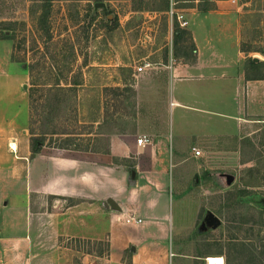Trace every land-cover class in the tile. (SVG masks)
Instances as JSON below:
<instances>
[{
	"label": "rangeland",
	"instance_id": "374dc122",
	"mask_svg": "<svg viewBox=\"0 0 264 264\" xmlns=\"http://www.w3.org/2000/svg\"><path fill=\"white\" fill-rule=\"evenodd\" d=\"M215 1L168 0V11L158 12L163 0H0V37L11 38L0 40V127L14 126L13 121L20 127L27 121L28 129V94L34 81L40 86L35 131L47 112L43 84L58 81L62 88L73 84L70 91H57L53 98L54 105L64 99L57 105L53 130L69 135L48 136L49 146L103 150L106 138L94 136L101 131H132L146 126V121L154 125L173 102L170 81L175 70L185 64L195 70L192 14L215 6ZM261 2L252 0L251 11L260 9ZM97 3L104 6L96 8ZM248 23L255 26L259 21ZM204 28L199 27L198 37L205 35ZM176 29L187 34L177 35ZM258 32L243 38V50L264 51V35ZM252 59H260L259 54L253 52L246 59V78L263 76L264 61L253 68ZM207 66L206 70L213 68ZM215 75L209 69L206 79L195 71L173 79L187 83L184 92L195 93L226 80ZM148 79L151 83L145 84ZM185 99L203 104L191 95ZM211 106L199 105L200 113L191 108L183 117L179 109L170 119L174 161L167 168L165 192L153 193L159 218L144 239L163 252L156 247L147 252L144 243L126 236L124 232L134 227L123 224V219L116 221L112 238L58 237L49 224L40 228L38 197L33 195L34 243L0 241V264H207V257H221L224 264H264V209L259 207L264 199V120L221 119ZM16 130L0 129V136ZM118 163L128 172L130 184L137 176L134 158ZM54 201L45 198L44 207H39L47 211ZM207 211L218 217L220 226L199 233ZM45 217L51 219L52 214Z\"/></svg>",
	"mask_w": 264,
	"mask_h": 264
},
{
	"label": "crops",
	"instance_id": "0c3cea01",
	"mask_svg": "<svg viewBox=\"0 0 264 264\" xmlns=\"http://www.w3.org/2000/svg\"><path fill=\"white\" fill-rule=\"evenodd\" d=\"M261 1V8L257 11L250 9L252 0H216L212 12H194L190 25L194 36L195 70L185 64L171 76L170 96L173 102L170 108L161 111L154 125L146 121V126L138 125L132 131H101L94 135L106 138L103 150H65L44 146L32 156L27 121L20 127L14 121V126L2 125L1 131L17 130L8 133L9 136L4 131L0 136V241L34 243L30 232L31 217L34 216L31 198L35 195L38 197L36 219L40 228L45 229L47 223L58 237L81 240L112 238L117 229L116 221L123 219V224H126L127 218H134L140 222L126 224L134 227L124 232L126 236L144 243L147 252L155 247L163 252L164 248L151 246L144 239H148L149 228L159 218L155 214L157 204L156 199H152L153 193L165 192L167 168L174 161V138L170 126L174 112L181 109L183 115L180 117H183L191 108L200 113L199 105L208 108L212 104L221 119L264 120V75L245 76L246 59L253 52L259 54L261 60H251L253 68H257L264 61V51L241 48L248 33L259 31L258 35H264V0ZM226 8H229L228 12ZM253 20H258L259 24L253 26L248 23ZM201 25L205 27V35L198 37ZM208 64L213 67L208 70L218 73L215 77L226 79L220 82L219 87L186 93L187 83L173 79L178 73L191 74L194 71L206 79ZM234 67L237 70L232 75L230 71ZM148 81L144 83L148 84ZM161 95L164 100L166 92ZM187 95L201 98L203 104L193 105L185 99ZM144 132L151 135L150 144L141 147L133 137H140ZM168 145L172 149L170 154ZM131 157L135 161L137 176L128 184V172L118 160ZM45 198L55 200L47 211L40 208L44 207ZM107 199H112L120 211L104 208ZM67 201L71 203L64 205L63 202ZM49 212L51 219L45 217Z\"/></svg>",
	"mask_w": 264,
	"mask_h": 264
},
{
	"label": "trees",
	"instance_id": "16d2710c",
	"mask_svg": "<svg viewBox=\"0 0 264 264\" xmlns=\"http://www.w3.org/2000/svg\"><path fill=\"white\" fill-rule=\"evenodd\" d=\"M44 3H50L53 0H41ZM97 1H103V0H97ZM188 2H194V0H186ZM213 1V0H210ZM212 3V2H211ZM47 7V6H44ZM215 8L214 4H210L209 6H205L201 9H198L200 12L205 13L207 11L213 10ZM158 12H167L168 11V0H163V2L158 6L156 9ZM175 34V33H174ZM176 34L177 35H184L187 34L186 31L176 29ZM175 34V35H176ZM178 37V36H176ZM190 37V35H189ZM8 39L10 40L11 38L8 37H0V40ZM50 39V36H49ZM192 50L195 52V47L192 45ZM21 62V61H20ZM260 65V64H258ZM30 74H31V69ZM70 85H73L72 83H68L66 88L60 87V82L56 81L51 84H43V87H46V94H47V99L46 102L43 106V109H46V116L43 119V121L40 123V126L37 131L34 130V126L36 124L35 117L38 115V99H37V94H38V84L36 85V81L32 82L31 90L29 91L28 94V100H29V122H28V133H29V145H30V152L31 155L34 156L40 152V150L44 146H48L51 148H57V149H73L66 146H56V145H47V137L50 136H59V135H69L67 132H61L58 133L55 130H53V119L55 118V111L57 110V105L59 106L60 104L63 103L64 99L60 100L57 102L56 105H54V96L56 95L57 91H70L72 88ZM44 89V88H43ZM52 127V128H49ZM98 134V133H97ZM96 134V135H97ZM70 143V141H68ZM90 148H85V149H75V150H88ZM261 209H264V207L259 206Z\"/></svg>",
	"mask_w": 264,
	"mask_h": 264
},
{
	"label": "water",
	"instance_id": "95a60500",
	"mask_svg": "<svg viewBox=\"0 0 264 264\" xmlns=\"http://www.w3.org/2000/svg\"><path fill=\"white\" fill-rule=\"evenodd\" d=\"M104 6L103 3H97L95 5L96 8H102ZM260 206L264 207V199H261L259 201ZM103 207L106 209H110L112 211L115 212H119L120 208L119 206L112 200V199H107L104 204ZM220 226V220L218 219V217L213 214L210 211L206 212V215L203 219V221L201 222L197 232L201 233V232H206L208 230H215ZM131 251H134V247H131Z\"/></svg>",
	"mask_w": 264,
	"mask_h": 264
},
{
	"label": "built area",
	"instance_id": "2783aa9c",
	"mask_svg": "<svg viewBox=\"0 0 264 264\" xmlns=\"http://www.w3.org/2000/svg\"><path fill=\"white\" fill-rule=\"evenodd\" d=\"M186 24L187 23H183V26H185ZM136 144L138 146H141V147L147 146V145L150 144V138L145 136V135H142V136L137 138ZM193 152H194L195 156H199L200 155V151L195 149V148L193 149ZM137 222H140V220H134V218H127L125 220L126 224L137 223Z\"/></svg>",
	"mask_w": 264,
	"mask_h": 264
},
{
	"label": "bare ground",
	"instance_id": "6f19581e",
	"mask_svg": "<svg viewBox=\"0 0 264 264\" xmlns=\"http://www.w3.org/2000/svg\"><path fill=\"white\" fill-rule=\"evenodd\" d=\"M15 148V145L12 144V149ZM207 264H224V260L221 257H207L206 260Z\"/></svg>",
	"mask_w": 264,
	"mask_h": 264
}]
</instances>
